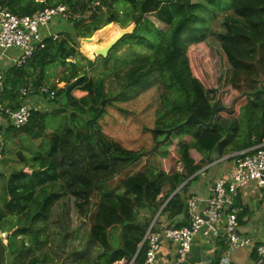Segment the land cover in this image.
<instances>
[{
    "label": "trees",
    "instance_id": "1",
    "mask_svg": "<svg viewBox=\"0 0 264 264\" xmlns=\"http://www.w3.org/2000/svg\"><path fill=\"white\" fill-rule=\"evenodd\" d=\"M207 1L211 9L193 0H0V8H7L18 16L33 15L62 4L70 9V23H73V32H67L57 41L46 40L28 66L12 67L5 73L0 90V118L4 117V109H18L23 104V88L38 91L48 75L47 68L57 63L69 73V78L66 87L59 89L64 92L66 103L51 115L72 112L68 114V123H62L60 130L48 135L50 147L45 152H33L30 143L42 141V134L48 130V113H34L23 129H16L9 121L2 126L7 140L29 137L23 148L32 155L26 157L25 151H19L21 170L9 176L0 174L3 184L0 185L3 204L0 232L6 233L7 240L5 244L0 238V264L60 263L55 258L49 222L54 207L65 196L74 198L79 214L90 225L89 243L95 249L98 247L99 253L93 259L83 258L85 253H79V264H143L147 244L142 243L150 223L140 220L141 210L149 209L155 215L165 204L161 215L166 216L170 225L181 228L189 223L187 201L191 195L188 191L202 168L198 159L192 157V150L201 156L216 153L222 157L264 143V0ZM119 2L131 6L127 8V25H124L128 27V23L135 22L130 36L136 38L140 29L146 27L147 33L155 37L154 41L146 35H141V39L137 37V45L145 47L148 55L132 61L124 74L117 70L114 73L122 92L160 84L161 102L156 110V125L150 130L155 144L164 138L167 130L185 122L192 113L204 122H209L212 116L216 100L210 96L191 60L209 30L203 25L205 18L196 12L198 8L207 10L212 16L217 15L219 9L232 11L233 15L224 24L225 31L219 36L232 71L229 90L220 98L226 107L218 112L215 125H186L175 131L170 142L157 152L161 159H169V148L177 141L176 153L183 165L182 172L176 169L169 172L163 167L155 168L153 172L156 173L150 175L151 170L145 167L128 175L119 189L107 190L106 187L99 193L101 186L149 155L144 150H129L103 133L100 121L107 115L110 104L105 102L102 106L101 102L111 99L106 93L105 80H95L84 66L80 67L82 61L91 67L95 61L80 52L76 37L92 38L107 25L120 23V12L116 10ZM222 4L225 9L220 8ZM133 12L135 19L130 18ZM104 14H108L105 20ZM152 14L166 30L147 18ZM113 50L107 58H102L106 67ZM83 75L85 81L68 90L69 85ZM228 92L238 94L232 106L225 102ZM122 98L124 100L121 93L113 101L121 102ZM2 144L0 140V157L5 148ZM25 168H30L31 173ZM166 186L168 191L160 197ZM238 219L241 224L242 214ZM116 231H121L119 237L114 235ZM116 240L120 243L116 244ZM226 248L227 245L223 250ZM253 256L256 264L260 258L258 252L254 251ZM219 262L217 255L213 264Z\"/></svg>",
    "mask_w": 264,
    "mask_h": 264
},
{
    "label": "rangeland",
    "instance_id": "2",
    "mask_svg": "<svg viewBox=\"0 0 264 264\" xmlns=\"http://www.w3.org/2000/svg\"><path fill=\"white\" fill-rule=\"evenodd\" d=\"M193 2L211 9V5H208L207 0H193ZM128 7L131 6L124 2L116 4V10L120 12V23H116L117 25H114L116 29H114L113 24H109L100 31L96 32L92 36V42L95 43L94 45H90L87 41L76 37L80 52L88 59L95 61V65L93 67L89 66L86 61H82L80 67L82 68V66H84L87 74L95 80L104 78L106 93L110 96L109 98H111L109 103L110 105L107 108L108 113L100 121L103 133L109 139L120 142V144L129 150H144L147 154H149L147 157H144V159L135 164L134 167H130V169L125 170L108 184L101 186L99 188V193H102L103 189H106V187L107 190L119 189L121 182H124L128 175L143 170L145 167H148V169L152 172L150 175H153L156 173L153 172L155 171V168H158L159 170L165 167L166 170L172 172L176 169L179 163L177 159L178 155L176 153L177 141H174L173 145L169 148V159H161L157 152L155 153L151 151L154 148L155 143L152 139L150 130H152L156 125V110L161 102L159 99L162 91L160 84L127 93V90L122 92L121 84L118 82L117 78L114 77L116 70L120 71L121 74H124L130 67L132 61L144 55H148L149 51L145 47L137 45V37L141 39V35H146L154 41V35H149L147 33L148 29L143 27L144 29H140L136 38H134L135 36H126L125 39L117 44V48L114 47V50L110 54L111 60L107 64V67L103 61L104 59H102V57L99 59V57H96L94 54L96 49L104 47L114 41L119 35L120 29L127 27L124 25H127ZM220 8L225 9L226 6L222 4L220 5ZM196 12L205 18L206 22H204L203 25L206 28H209V30L205 35L206 40L197 45L195 53L191 57L192 64L194 65L196 72L200 75L205 87L208 88L210 96L216 101L221 100L220 98L222 93L229 90L228 87L230 84L229 82L232 68L227 63L226 57L221 48V40L219 36L225 31L224 24L227 23L229 16L233 15V13L231 10L223 11L219 9L217 10V15L212 16L207 10L201 8H198ZM103 16V19L105 20L108 14H104ZM135 17V13H131L130 18L135 19ZM147 18L154 22L159 28L166 30V26L159 23L155 15H149ZM57 19H54V21L49 25L53 32L55 31L53 28ZM133 23L135 22L131 21L128 25ZM233 26H239V24H233ZM66 27L67 26L64 25V28ZM58 28L59 33L64 31L63 27L58 26ZM244 30L247 31L246 28ZM41 31L43 32V30ZM63 37L64 34L60 35V39ZM10 51V55L17 54L16 56H18L19 54L17 50ZM75 62L76 61L73 60V63ZM68 65L72 67L71 62H69ZM116 67L117 69H115ZM64 70L65 69L58 65V63L47 68L48 75L43 85H47L52 89L54 88V90L65 88L68 82L69 73H66ZM121 93L124 94V100L122 98L121 102H114L113 98ZM237 97L238 94L228 92L225 96V102L228 106H232L235 98ZM40 100L41 102L38 103V105H41L42 113H48L46 117L48 130L42 134V141L40 143H30V146L32 145L34 149L33 152H45L49 150L50 141L48 135L53 131L60 130L62 123H68V114L72 112V110H69L67 115H51L53 110L63 108L66 103L64 92L61 90H59L58 95L52 101L44 98ZM44 109H47L49 112H45L47 110ZM3 122H6V120L3 119L2 125ZM25 138L26 139L23 140H20L21 138H18L19 140L14 139L16 140V143H14L13 139L7 140L5 135H3V138H0L3 142L2 146L5 147L4 154L0 157V174L3 173L6 176H9L11 172L13 173V171L21 170L23 165L17 157V153L19 151H25L24 153L26 157H31L32 153H29V151H26L23 148V146L27 145L26 142L28 143V140H30L29 137ZM32 147H30V149ZM25 171L31 173L30 168H26ZM0 185H3L1 180ZM2 206L3 204L0 198V208H2ZM53 211V218L49 222V233L51 234L54 242L55 258L61 263L63 262L64 264H68V261L71 260V255L74 260L81 258L79 253L82 250H88L91 252V254L85 253L83 258L93 259L97 256L99 253L97 250L98 247L96 249L93 248L88 239L90 225L88 221L79 214L74 198L70 196L63 197L56 204ZM120 234L121 231H116V233H114L117 237H119ZM5 237L6 233L0 232V238L6 244L7 241L4 240ZM115 243L119 244L120 242L116 240ZM235 257H237V260H240V264H252V261L248 259V249L234 251L232 258ZM70 264H72V260Z\"/></svg>",
    "mask_w": 264,
    "mask_h": 264
},
{
    "label": "built area",
    "instance_id": "3",
    "mask_svg": "<svg viewBox=\"0 0 264 264\" xmlns=\"http://www.w3.org/2000/svg\"><path fill=\"white\" fill-rule=\"evenodd\" d=\"M57 18L70 22L72 18L70 9L59 4L33 15L18 16L7 8H0V52L13 49L20 51L19 56L12 59L11 68H23L27 65L46 40H60L61 34H54L51 31L43 34L41 31L42 28H48ZM3 78L4 76L0 75V81ZM57 92L58 89L54 90L47 85L41 86L38 91L33 88H23L21 90L23 104L18 109H4L3 119L9 121L16 129H23L29 124L34 113L42 112L32 100L44 98L52 101L56 98ZM2 126L4 125L0 121V138L3 135ZM232 159L234 165L231 177L219 178L211 185L203 209L198 198H190L187 201L189 214L187 226L178 228L170 224L162 225L157 219L153 220L142 243V245L147 244L143 264H167L161 257L165 243L178 246L177 261L182 262L191 251L196 236H202L207 240H221L227 244L219 264H231L230 257L233 251L252 245V241L240 233L238 219L240 209L235 206L234 200L250 183L264 190V143L249 150L236 152ZM178 171H183L182 163ZM163 207L158 216L161 215ZM4 240L7 241L6 237ZM257 252L260 258L256 264H261L264 261V244L257 247Z\"/></svg>",
    "mask_w": 264,
    "mask_h": 264
},
{
    "label": "crops",
    "instance_id": "4",
    "mask_svg": "<svg viewBox=\"0 0 264 264\" xmlns=\"http://www.w3.org/2000/svg\"><path fill=\"white\" fill-rule=\"evenodd\" d=\"M55 23L53 28L55 30L54 32L48 26V28L41 29L43 30L42 33L46 34L48 31H51L54 34L57 33L62 35L66 34L67 32H73L72 23L59 20V18ZM113 24L115 25L116 23ZM64 25H66L67 27L64 28ZM58 26L63 27L64 31L59 33ZM17 51L20 54V51ZM9 52L11 51L8 50L4 53L0 52V75L4 76V78L5 73L8 71V69L11 68L12 59L17 57V54L10 55ZM4 78L2 81H0V90H2ZM40 99L42 98L33 99L34 101L32 100V102L38 105V103L41 102ZM38 106L41 108V105ZM45 112L49 111L47 110ZM2 119L3 118H0L1 122L3 121ZM6 124L7 122H3L4 126ZM254 147L248 148V150ZM235 153L236 152H231L222 157L218 156L216 153L201 156L199 153L197 154L196 151L192 150V157L194 159H198V163L202 166V168L194 176L196 178L190 185L188 194L191 195V198H198L199 200H201L202 209L205 207V201L209 197V188L211 187V185H213L219 178L231 177L234 165L232 157ZM209 157L212 158V161ZM180 164L181 162L178 163L176 170H178L177 168L180 166ZM194 177H192L191 179H193ZM186 183L187 182H185L178 190H180ZM168 189V186H166L164 192L160 197L165 195ZM234 204L237 208L240 209L239 216L242 214V223L240 224L239 222L240 233L243 237L252 241V245L239 248L237 250L239 251L242 249H248V259L252 261V264H255L254 260L252 259L254 258L253 252H257V247L264 244V190L256 187L254 183H250L248 186H246L245 189L241 190L238 193L237 197L234 200ZM140 212L141 213L139 218L142 222H149L151 225L153 220L157 219L162 225H169V222L167 221L165 215L158 216L160 211L155 215H153L149 209L141 210ZM226 245L227 244H225L221 240H207L202 236H196L192 243L191 251L182 262L177 261L179 258V249L177 245L172 243H165L163 245L161 250V257L167 264H213L217 260V255H219L221 258L223 247H225ZM233 252L230 259L231 264H240V260H237V257L232 258ZM80 253L91 254V252H89L88 250H82L80 251ZM70 259L72 260V264H79L77 262L79 258L77 260H74L71 255ZM71 260H69L70 262L68 261V264L71 263Z\"/></svg>",
    "mask_w": 264,
    "mask_h": 264
},
{
    "label": "water",
    "instance_id": "5",
    "mask_svg": "<svg viewBox=\"0 0 264 264\" xmlns=\"http://www.w3.org/2000/svg\"><path fill=\"white\" fill-rule=\"evenodd\" d=\"M136 27V24L133 23L132 25L126 27V28H122L119 31V35L116 37V39L114 41H112L111 43H109L108 45L98 48L97 50H95V55L96 57H102V58H107L109 55V52L125 37L128 35H131L134 31ZM84 41L87 42H92L93 38H83ZM86 79V76H80L79 78H77L75 80V82L71 83L68 87V90L73 89L76 85H81ZM111 99H103L101 102V105L103 106L105 102H109L110 103ZM225 106L222 104L221 100H217L213 106H212V116L210 118L209 122H204L202 120H200L195 113H192L186 120L185 122L179 124L178 126L169 129L166 131V134L164 136L163 139L159 140L158 142H156L154 148L151 150L152 152H158L161 146H164L166 144H168L170 142V140L172 139V136L174 134L175 131H177L178 129L189 125V124H200L203 125L205 127H213L215 125V119L216 116L218 114L219 111H221L222 109H224ZM225 138H223L224 140ZM222 140V141H223ZM142 248V246H141ZM140 248V250H141ZM139 250V252H140ZM58 264H64L63 262L58 263Z\"/></svg>",
    "mask_w": 264,
    "mask_h": 264
},
{
    "label": "bare ground",
    "instance_id": "6",
    "mask_svg": "<svg viewBox=\"0 0 264 264\" xmlns=\"http://www.w3.org/2000/svg\"><path fill=\"white\" fill-rule=\"evenodd\" d=\"M97 50V49H96ZM94 53H95V51H94Z\"/></svg>",
    "mask_w": 264,
    "mask_h": 264
}]
</instances>
